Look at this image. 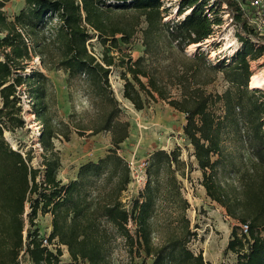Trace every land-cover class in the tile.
<instances>
[{
  "label": "trees",
  "instance_id": "obj_1",
  "mask_svg": "<svg viewBox=\"0 0 264 264\" xmlns=\"http://www.w3.org/2000/svg\"><path fill=\"white\" fill-rule=\"evenodd\" d=\"M8 1L0 0V264H19L21 254L32 264H60L61 247L70 258L66 264H115L111 254L119 239L129 257L121 264H134V259L141 264H211L202 251L190 248L197 234L179 178L188 179L194 167L181 159L179 147L152 151L143 190L129 206L122 202L131 179L119 149L129 138V123L120 119L109 82L114 67L121 69L123 98L135 110L163 102L184 115L182 134L201 172L199 184L206 198L236 223L225 251L236 255V264H264V89L249 86L250 63L264 54V40L252 21L264 14V7L257 10L252 0H215L208 13L223 5L240 45L231 57L210 61L200 48L186 53L221 24V18L205 13L209 0H179V19L174 20H164L170 15L165 0H23L13 18L4 11ZM138 33L143 52L133 59L122 45ZM92 40L102 48L100 57ZM34 59L45 71H63L66 86L83 91L91 104V117L74 122L79 136L110 134L107 153L81 164L66 184L58 179L61 159L55 140L69 141L71 130L50 116L54 93L47 76L38 68L25 75ZM219 77L226 88L208 92ZM22 87L41 128L37 167L31 165V149L23 154L4 136L25 125ZM237 146L247 159L237 158ZM27 203L30 228L25 230ZM38 213L51 217L46 245L38 229L31 230Z\"/></svg>",
  "mask_w": 264,
  "mask_h": 264
},
{
  "label": "rangeland",
  "instance_id": "obj_2",
  "mask_svg": "<svg viewBox=\"0 0 264 264\" xmlns=\"http://www.w3.org/2000/svg\"><path fill=\"white\" fill-rule=\"evenodd\" d=\"M179 0H165L164 7H169L170 15L164 20L179 19L176 16V6ZM215 0H209L205 7V13L208 17L214 18L215 16L221 18V24L213 26V34L204 43L198 46H189L186 48L188 55L194 54L197 49L204 51L208 55L210 61H215L217 58L231 57V55L239 47V42L236 38V28L231 25L222 5L219 10L218 6L215 7L213 12L208 10ZM248 1V0H247ZM23 0H9L5 6L4 11L8 18H13L23 8ZM244 9H248L247 3L244 4ZM251 7V6H250ZM217 12V13H214ZM260 39L264 40V30L258 31ZM93 51L100 57L102 48L96 40H92ZM124 53L130 54L133 59H137L142 55L143 47L141 45V34L138 33L132 42L123 46ZM113 52V51H112ZM117 55V52H113ZM253 75L264 79V54L256 61L250 63ZM38 68L41 70L52 83L53 101L50 102V116L54 122L63 121L69 125L71 130L69 141L62 138L55 140V148L59 151L61 166L58 170V177L64 181H70L77 175L79 165L85 161H95L104 156L110 148V134L102 132L97 135L79 136L73 125L77 121H87L93 109L91 104L84 96L83 91L80 89H69L66 86V74L61 70L45 71L40 66L38 59H34L29 63L25 70V75H28L33 69ZM121 69L114 67L111 69L109 75V82L113 90L114 96L117 99L120 107V119L129 123V137L130 142L126 140L119 149L121 156L125 157L123 152H128L137 158H147L148 153L154 149H162L170 152L179 147L181 150V159L184 161L194 162L192 147L190 146L186 137L180 132V125L176 123L182 119L176 118L175 114L171 117L167 116L168 105L163 102H150L143 110L137 111L132 104L123 98V84L124 81L120 77ZM252 77L250 79V82ZM249 82V86H250ZM226 88V84L221 77L207 88L208 92L221 93ZM259 89H264V84L258 86ZM26 87L19 90L21 95V109L25 125L23 128L15 132H4L5 139L13 149L19 150L25 154L26 151H33V160L31 165L37 167L41 161V149L38 142V134L40 131L39 122L36 120L35 114L32 109V102L30 97L26 94ZM1 106V100H0ZM217 112L220 110L217 108ZM163 112V113H161ZM161 115V116H160ZM160 116V117H159ZM159 117L160 121L156 122ZM165 117L170 119L172 127L165 124ZM132 134L133 136H130ZM136 145H139L137 148ZM234 150V148H232ZM240 151V156L243 159L248 158L245 150L239 146L236 147ZM129 161V160H128ZM195 163V162H194ZM188 179L179 178L182 183V191L184 197L188 200L190 207L187 211V217L190 220L191 228L196 232L195 240L190 243V248L194 252L202 251L205 261L211 264H236V255L231 252H226L225 248L230 238V230L236 223L230 220L223 208L219 205L209 202V200H202V196L198 192V180L196 178L197 169L193 168L188 172ZM135 194L127 189L123 193L122 202L127 205ZM30 213L29 203L25 205V230L30 228L28 221V214ZM50 215L38 213L34 221V226L31 230L37 228L41 237H46L49 231ZM24 231V236H26ZM52 251H55V246H49ZM63 255L60 257V264L70 262L66 248L61 247ZM111 259L115 264L126 263L129 261L126 249L122 241L119 239L117 245L111 254ZM134 264H141V259H134ZM19 264H32L26 255L21 254L19 257ZM143 264H151L150 260H146Z\"/></svg>",
  "mask_w": 264,
  "mask_h": 264
},
{
  "label": "built area",
  "instance_id": "obj_3",
  "mask_svg": "<svg viewBox=\"0 0 264 264\" xmlns=\"http://www.w3.org/2000/svg\"><path fill=\"white\" fill-rule=\"evenodd\" d=\"M251 5L256 7L257 10H262L264 7V0H252ZM252 23L255 25L257 31L264 30V14L259 15L258 18L254 19ZM148 162L147 158L137 159L132 157L131 160L128 161V166L130 169V183L128 189L137 196L140 191L143 190L146 183V168ZM129 203V202H128ZM127 227L133 232L134 226L132 221L129 220ZM243 233L247 232V226H242ZM44 245L47 244L46 237H43Z\"/></svg>",
  "mask_w": 264,
  "mask_h": 264
},
{
  "label": "crops",
  "instance_id": "obj_4",
  "mask_svg": "<svg viewBox=\"0 0 264 264\" xmlns=\"http://www.w3.org/2000/svg\"><path fill=\"white\" fill-rule=\"evenodd\" d=\"M141 111V110H140ZM161 113H163V112H161ZM176 115L175 117L176 118H181L182 117V119L180 120V121H178L176 124L177 125H180V132L182 133V128H183V126H184V124H185V117H184V115L183 114H181V113H179V112H177V111H175L173 108H171V107H169L168 106V109H167V116L169 115L170 117H171V115ZM161 116V115H160ZM159 116V117H160ZM159 117L157 118V120H156V122H158V120L160 121V119H159ZM169 118V117H168ZM168 118H166L165 117V120L164 121H166L165 122V124H168L169 126H171L172 127V122H171V118L170 119H168ZM130 136H133L132 134H130ZM130 138L131 137H129L127 140H128V143L131 141L130 140ZM139 145H136V147L137 148H139L138 147ZM155 150V149H154ZM128 152H123V154L125 155V157H124V159L126 160V161H128V160H131V158L132 157H134L133 156V154L132 155H130V154H127ZM151 153V152H150ZM150 153H148V156H149V154ZM96 161V160H95ZM85 162H87V161H85ZM84 162V163H85ZM83 164V163H82ZM80 166V165H79ZM193 167L195 168V169H197V166H196V164L193 162ZM75 178H76V176H75ZM75 178H73V179H71V180H74ZM196 178H197V180H198V182L201 180V172L199 171V170H197V175H196ZM58 179H60L61 180V178H59L58 177ZM69 181H64V184H66V183H68ZM198 192H199V195L200 196H202V200H209L208 198H206V196H205V190H204V188L200 185V184H198ZM209 202H211L210 200H209ZM49 231H48V233L50 232V230H51V217H50V222H49ZM47 233V234H48Z\"/></svg>",
  "mask_w": 264,
  "mask_h": 264
},
{
  "label": "bare ground",
  "instance_id": "obj_5",
  "mask_svg": "<svg viewBox=\"0 0 264 264\" xmlns=\"http://www.w3.org/2000/svg\"><path fill=\"white\" fill-rule=\"evenodd\" d=\"M191 46H197V45H191ZM264 84V79L259 78L257 75L252 76V80L250 82V87L257 88L258 86Z\"/></svg>",
  "mask_w": 264,
  "mask_h": 264
}]
</instances>
